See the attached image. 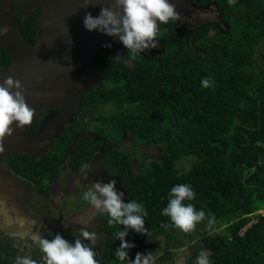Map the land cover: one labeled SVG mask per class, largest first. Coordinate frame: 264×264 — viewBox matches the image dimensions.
Returning <instances> with one entry per match:
<instances>
[{
    "label": "trees",
    "instance_id": "16d2710c",
    "mask_svg": "<svg viewBox=\"0 0 264 264\" xmlns=\"http://www.w3.org/2000/svg\"><path fill=\"white\" fill-rule=\"evenodd\" d=\"M214 1L226 31L202 25L189 44L169 21L158 34L164 49L152 58L140 53L133 58L127 48L120 58L111 49L91 55L82 69L101 72V79L82 94L72 121L53 140L52 157L61 160L74 134L88 131L105 139L104 164L117 172L125 202L135 200L147 210L146 233L129 229L128 242L154 233L169 238L175 227L161 226L171 224L162 210L173 186L189 184L195 199L184 203L203 209V221L210 215L215 222L200 231L185 264H195L201 251L211 264H264V67L255 57L264 43V0ZM36 13L20 20L18 8L12 9L30 42L35 41ZM9 61L0 47V67ZM206 77L212 78V87H202ZM124 133L135 147L145 142L161 147L159 159L133 171L131 155L118 145ZM100 141L86 134L75 157L91 156ZM188 156L195 160L180 172L177 161ZM109 219L105 214V260L110 262L118 258L121 241L115 233L123 225L110 226ZM0 264L10 263L0 254Z\"/></svg>",
    "mask_w": 264,
    "mask_h": 264
},
{
    "label": "flooded vegetation",
    "instance_id": "af4514ba",
    "mask_svg": "<svg viewBox=\"0 0 264 264\" xmlns=\"http://www.w3.org/2000/svg\"><path fill=\"white\" fill-rule=\"evenodd\" d=\"M176 10L180 12L181 21L174 22L173 28L181 33L189 44L192 43L196 30L202 25L216 24L220 30L227 27L222 19L221 8L214 0H185V6ZM206 12L216 13V16L218 14L219 20H204L206 18L200 16V13ZM156 39L159 42L158 47L145 50L140 53L142 56L152 58L163 51L164 38L157 36ZM54 110V107H47L33 119L32 124L28 126V134H22L19 145L23 146L12 147V143L4 140L5 151L0 153V254L5 262L10 264H14L18 255L29 256L38 264H43V253L33 240L35 233L47 239H53L56 233H60L66 240L74 243L81 229L87 228L97 234V243L94 246L96 258L101 264H113L117 259L110 262L105 260L108 233L103 229V225L106 213L94 209L83 199V192L89 189L92 182L101 180L107 183L115 179L117 189L124 192L126 200V192L117 172L112 169V165L104 164L103 152L109 145L105 144V139L100 141V136L88 131L85 134H74L63 149L61 160L57 162L52 157V144L59 131L66 125L51 138L49 145L43 144L44 136L35 134L43 120ZM86 134L93 139H99L100 144L91 156L84 159L75 157L77 144ZM34 138L40 140L30 144L33 155L22 147H28ZM137 148L133 145L132 150L127 149L131 155L133 171H138L142 166L141 160L140 163H135L134 152ZM138 150L139 154L146 153L145 150Z\"/></svg>",
    "mask_w": 264,
    "mask_h": 264
},
{
    "label": "clouds",
    "instance_id": "9594fccd",
    "mask_svg": "<svg viewBox=\"0 0 264 264\" xmlns=\"http://www.w3.org/2000/svg\"><path fill=\"white\" fill-rule=\"evenodd\" d=\"M236 0H228L229 5ZM89 4L85 3V7ZM169 21H181L180 12L170 0H104L100 14L93 17L86 13L83 23L88 31L99 30L109 36L119 37V40L135 58L137 53L156 48L159 45L156 39L160 33V25ZM10 29L7 25L0 26V38L8 35ZM204 88L213 86L211 77L202 79ZM26 89L20 80L7 76L0 82V153L5 151L4 140L13 134V124L17 128L28 127L35 116V108L28 105L25 98ZM195 192L189 184H178L172 187L169 193L168 204L162 214L169 217L171 224L162 223L164 228L176 227L188 233L206 218L203 209H197L194 204L185 201L195 199ZM83 199L96 210L106 213L110 219L108 224L123 225V230L117 231L115 237L121 241L115 255L120 261L128 260V249L135 247L125 237L129 229L137 233H146L144 217L147 210L143 203L131 200L125 202L124 192L116 187V180L107 183L97 180L92 182L87 191L83 192ZM215 222L214 216H208V227ZM81 237L83 239H81ZM43 253V264H101L96 258L94 246L97 243V234L87 228L81 229L79 235L72 243L60 233L53 239H47L38 233L33 236ZM89 241L90 243H85ZM129 261V260H128ZM151 252L148 254L136 253L130 264H152ZM14 264H38L29 256L18 255ZM196 264H211L207 252L201 251Z\"/></svg>",
    "mask_w": 264,
    "mask_h": 264
},
{
    "label": "water",
    "instance_id": "95a60500",
    "mask_svg": "<svg viewBox=\"0 0 264 264\" xmlns=\"http://www.w3.org/2000/svg\"><path fill=\"white\" fill-rule=\"evenodd\" d=\"M170 2L176 9L185 6V0ZM85 3L86 0H0V26L7 25L10 29L8 35L0 38V47L10 57L9 63L0 67V82L7 76L21 81L26 89V102L36 110L34 118L47 107L55 108L35 133L44 136V145H49L61 127L72 121L82 94L101 79V72L83 71L86 60L102 49H111L120 58L126 48L119 37L84 27L85 14L98 16L104 0H87V7ZM14 7L19 10L20 20L37 11L34 42L26 40L15 23ZM13 128V134L6 140L19 148L28 127L17 128L13 124ZM39 140L32 139L22 149L32 153L30 144Z\"/></svg>",
    "mask_w": 264,
    "mask_h": 264
},
{
    "label": "rangeland",
    "instance_id": "374dc122",
    "mask_svg": "<svg viewBox=\"0 0 264 264\" xmlns=\"http://www.w3.org/2000/svg\"><path fill=\"white\" fill-rule=\"evenodd\" d=\"M200 16L206 18L204 20H219L218 14L216 16V13L213 12L200 13ZM198 23H200V21ZM255 57L258 59L259 64L264 67V43L256 50ZM118 145L124 150L126 149L125 152H127V149L132 150V139L127 135V133H124L118 142ZM138 149L145 150L146 153L144 155L139 154ZM135 152V163L138 164L141 160V165L143 166L144 162L146 163L150 159H159L161 147L153 146L150 143H143V145L141 144V146H138L137 151ZM194 160V156H188L180 159L177 161V168L180 172H184L189 168ZM140 169H138V171H140ZM260 212L264 214V211ZM206 226H208V222L202 221L196 225L193 231L188 233H185L175 227L169 231V233H171L169 238H167L164 233H154L143 236L137 241L135 247L127 250V259L129 261H120L117 258L113 264H130V261L135 259L137 252L145 255L151 252L153 257L152 264H185L195 248V243L200 236V231ZM218 230L219 226L214 229V231ZM176 243L179 245L175 246ZM196 261L197 259H194L192 262L196 264Z\"/></svg>",
    "mask_w": 264,
    "mask_h": 264
}]
</instances>
